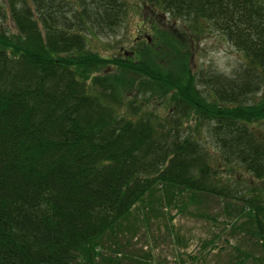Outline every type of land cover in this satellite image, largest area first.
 I'll return each instance as SVG.
<instances>
[{
    "label": "trees",
    "instance_id": "obj_1",
    "mask_svg": "<svg viewBox=\"0 0 264 264\" xmlns=\"http://www.w3.org/2000/svg\"><path fill=\"white\" fill-rule=\"evenodd\" d=\"M143 1L186 25L193 43L208 25L220 31L264 72V0ZM4 3L15 31H0V264H153L146 253L122 252V238L137 232L127 222L131 213L145 207V217L166 214L171 222L172 209L215 222L218 214L210 217L204 206L211 198L222 203L226 233L243 235L260 252L233 245L231 264H264V195L242 187L239 174L263 181L264 190V132L256 131L264 91L252 104L222 83L210 95L199 92L185 45L172 32L154 36L143 60L87 51L83 31H113L123 0ZM165 61L169 73L160 68ZM132 92L141 102L168 98L167 113L129 103L123 110ZM191 111L211 129L234 185L181 131ZM216 238L201 250L216 248Z\"/></svg>",
    "mask_w": 264,
    "mask_h": 264
},
{
    "label": "rangeland",
    "instance_id": "obj_2",
    "mask_svg": "<svg viewBox=\"0 0 264 264\" xmlns=\"http://www.w3.org/2000/svg\"><path fill=\"white\" fill-rule=\"evenodd\" d=\"M123 1V16L120 24L113 31L100 32L90 29L83 31L87 51L107 60L138 61L139 58L143 60L144 50L146 51L152 45L154 36L172 32L185 45L187 68L193 74L194 85L199 92L210 95L211 90L219 88L222 83V88L229 90L226 92L238 94L236 96L238 102L252 104L259 100L264 91V72L249 66L244 54L238 51L220 31L208 25L200 35V39L193 43L188 37L189 29L186 25L183 27L169 16H164L158 9L146 5L143 0ZM7 11L4 0H0V31L7 30L13 33L15 30ZM173 67L172 72L176 70V66ZM160 68L163 73H169L172 65L165 61ZM244 83L248 85L245 88V95L239 96L240 88ZM135 97L137 94L132 92L131 96L123 100V110L129 103L133 104L134 108L141 107L145 109V112L154 115H164L168 111V98L164 100L146 98L141 102ZM208 100L211 101L210 96ZM224 104L234 106L236 102ZM192 115H194L193 111L190 112L186 121L182 120L181 131L184 134H191L193 140L203 145L209 161L210 157L212 158L213 169H217V176H223L224 180L234 185L236 173L229 169L225 173L227 168L219 164L223 162L214 140L208 134L211 129L208 130L205 124L200 125V122H197ZM255 128L257 129L256 125ZM259 130L264 132V124L259 125L256 131L259 132ZM217 163L218 166H215ZM239 171L242 187H258V196H263V181H255L242 170ZM221 204L220 200L212 201L211 198V201L204 205L210 217L215 218L218 214L215 222L193 218L188 214H176V211L172 209L168 211L169 216H173V220L169 222L166 214L157 219L148 215L145 217V207H138L127 221L128 224L135 225L137 232L133 237L122 238V252L132 256L146 253L153 264H231L233 262L231 246L233 245H237L246 252L252 249L255 256L259 255L257 246L243 238V235L233 237L234 234L226 233V229L222 226L225 219L221 215ZM214 236L217 237L213 240L216 248L207 254L208 250L202 251L200 245L204 241L212 240Z\"/></svg>",
    "mask_w": 264,
    "mask_h": 264
}]
</instances>
